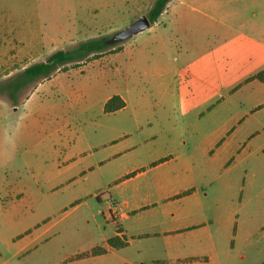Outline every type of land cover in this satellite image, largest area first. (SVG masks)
I'll return each instance as SVG.
<instances>
[{"label": "rangeland", "instance_id": "obj_1", "mask_svg": "<svg viewBox=\"0 0 264 264\" xmlns=\"http://www.w3.org/2000/svg\"><path fill=\"white\" fill-rule=\"evenodd\" d=\"M155 1L0 0V264H94L82 261L87 256L84 219L99 205L81 194L92 179H81V155L106 144L108 129L120 134L130 113L103 112L105 100L117 90L116 69L92 67L84 77L73 72L63 76L64 83L55 79L41 84L77 71L81 64L66 65L18 92L11 85L27 67L46 62L57 51L111 38L147 16ZM188 15L175 3L162 20ZM156 29L151 26L144 33ZM134 39L118 44L119 49ZM171 43L178 45L172 56L181 70L172 85H140L139 108L172 113L179 125L193 131L195 145H201L206 132L229 128V134L223 131L210 142L205 161H220L213 179H241V184L262 179L259 189H252L257 194L247 203L246 214L256 222L254 248L264 250V108L257 111L259 86L243 83L242 71H188L182 57L186 49L175 39ZM113 52L108 49L99 58ZM81 81L82 99L77 92Z\"/></svg>", "mask_w": 264, "mask_h": 264}, {"label": "crops", "instance_id": "obj_2", "mask_svg": "<svg viewBox=\"0 0 264 264\" xmlns=\"http://www.w3.org/2000/svg\"><path fill=\"white\" fill-rule=\"evenodd\" d=\"M175 3L179 12L189 15L162 20ZM151 26L157 29L135 36L128 48L123 44L118 51L82 63L77 71L41 83L55 79L64 83L63 76L73 72L84 77L92 67L116 69L117 90L104 107L118 96L125 107L107 115L130 112L120 134L108 129L106 144L85 149L81 155V179L92 177L81 194L99 205L85 215L87 256L82 261L264 264V250L254 248L256 222L246 214L247 203L257 194L252 189H259L262 179L242 184L241 179H213L220 161H205L210 142L223 131L229 134V128L206 132L201 145H195L193 131L179 125L172 113L142 111L137 90L140 85L162 88L174 83L181 70L179 59L172 56L178 46L171 43L175 39L186 49L182 57L188 61L187 70L245 73L240 79L259 86L257 111L263 109L264 83L252 78L264 72V0H172ZM84 84L81 81L77 91L81 99ZM221 150L227 152V147ZM113 238L125 245L111 247ZM98 248L104 251L91 254Z\"/></svg>", "mask_w": 264, "mask_h": 264}, {"label": "trees", "instance_id": "obj_3", "mask_svg": "<svg viewBox=\"0 0 264 264\" xmlns=\"http://www.w3.org/2000/svg\"><path fill=\"white\" fill-rule=\"evenodd\" d=\"M171 1L172 0L155 1L153 7L147 15L151 25L158 21ZM106 41V37L95 38L79 44L75 49L57 51L50 55L46 62L34 64L26 68L18 77L17 81L11 85V87L15 92H18L20 89L39 79L51 78L57 71L65 68L66 65L78 66L79 64L99 58L108 49H114V51L119 50L118 44L108 46L105 44ZM252 79H256L264 83V72L257 74ZM124 107L125 102L120 97L115 96L106 103L104 112L106 114H110L117 112ZM109 245L113 248H119L125 244L120 242L118 238H113L109 240ZM103 251V249L98 248L94 249L91 254L96 255L102 253Z\"/></svg>", "mask_w": 264, "mask_h": 264}, {"label": "water", "instance_id": "obj_4", "mask_svg": "<svg viewBox=\"0 0 264 264\" xmlns=\"http://www.w3.org/2000/svg\"><path fill=\"white\" fill-rule=\"evenodd\" d=\"M150 27H151V22L149 21L148 17L142 16L127 28L123 29L120 32H117L111 38L107 39L105 44L111 46L115 44L124 43L129 39L143 33Z\"/></svg>", "mask_w": 264, "mask_h": 264}]
</instances>
